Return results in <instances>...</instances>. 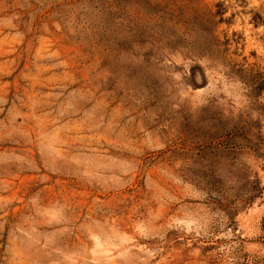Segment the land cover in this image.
I'll use <instances>...</instances> for the list:
<instances>
[{
    "label": "rangeland",
    "instance_id": "obj_1",
    "mask_svg": "<svg viewBox=\"0 0 264 264\" xmlns=\"http://www.w3.org/2000/svg\"><path fill=\"white\" fill-rule=\"evenodd\" d=\"M0 264H264V0H0Z\"/></svg>",
    "mask_w": 264,
    "mask_h": 264
},
{
    "label": "trees",
    "instance_id": "obj_2",
    "mask_svg": "<svg viewBox=\"0 0 264 264\" xmlns=\"http://www.w3.org/2000/svg\"><path fill=\"white\" fill-rule=\"evenodd\" d=\"M217 6H218V4H217ZM222 11H221V9H218V11H216V14H220Z\"/></svg>",
    "mask_w": 264,
    "mask_h": 264
}]
</instances>
